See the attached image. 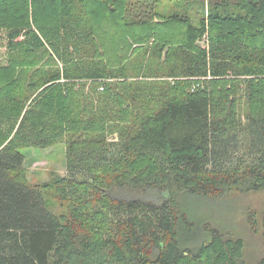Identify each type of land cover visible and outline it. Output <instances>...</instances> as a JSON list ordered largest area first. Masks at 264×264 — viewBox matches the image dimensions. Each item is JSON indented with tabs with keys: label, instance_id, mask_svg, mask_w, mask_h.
I'll use <instances>...</instances> for the list:
<instances>
[{
	"label": "trees",
	"instance_id": "16d2710c",
	"mask_svg": "<svg viewBox=\"0 0 264 264\" xmlns=\"http://www.w3.org/2000/svg\"><path fill=\"white\" fill-rule=\"evenodd\" d=\"M145 1L0 0V264H246L242 239L185 236L177 194L264 191V0ZM247 139L252 164L230 165ZM64 141L71 175L32 183L21 151Z\"/></svg>",
	"mask_w": 264,
	"mask_h": 264
},
{
	"label": "rangeland",
	"instance_id": "374dc122",
	"mask_svg": "<svg viewBox=\"0 0 264 264\" xmlns=\"http://www.w3.org/2000/svg\"><path fill=\"white\" fill-rule=\"evenodd\" d=\"M180 1L162 0L161 2H152V0H147L142 2V6L148 7L149 14L152 12L151 8H153V5H156L154 12L157 8L159 9V6L163 11L165 9L166 11L179 12L181 10L180 5L183 4ZM199 1L200 4L205 3L208 9L210 3H217L223 0ZM231 1L237 2V0ZM151 4L153 5L151 6ZM197 6L194 8L196 9ZM140 13H142V9L137 10V14ZM148 13L146 14L147 16H149ZM155 21L158 20L155 19ZM206 37L199 42V46L209 50V42ZM7 43L6 31L0 30V66H6L9 63L11 51L7 48ZM35 51L37 58L47 57V55L42 54L43 50ZM87 91H89V88H87ZM244 115L245 112L242 113V130L246 131L248 120ZM242 138H248V135L243 134ZM248 144V139L242 140L234 157L230 161V165L243 162L242 166L245 167L252 164L254 155ZM21 152L25 155L24 164L28 169L29 179L34 184L48 182L53 174H59L64 177L71 175L67 162V144L65 141L53 147L26 148ZM105 152L107 157L106 163L114 164L121 157L125 156L124 142L116 136H110L109 145ZM89 167L90 163L77 166L75 174L78 180L83 181L91 178V174L88 171ZM112 194L116 198H141L149 202L159 201L162 197L165 200L169 198V195L165 191H161L160 193L159 190L148 189H114L112 190ZM177 198L183 210L185 209L190 213L191 221L197 224L196 229L192 231H188L187 226L183 227L185 236L189 237L190 240L197 241L200 237H205L202 242L209 243L211 241L210 237L213 236V230H216L226 239H242L244 241V261L246 264H261L264 261V191L250 193L233 191L220 197L208 198L193 197V195L179 192Z\"/></svg>",
	"mask_w": 264,
	"mask_h": 264
}]
</instances>
